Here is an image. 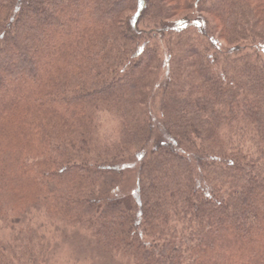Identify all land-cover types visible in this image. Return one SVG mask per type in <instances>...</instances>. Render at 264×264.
Instances as JSON below:
<instances>
[{"label": "trees", "instance_id": "16d2710c", "mask_svg": "<svg viewBox=\"0 0 264 264\" xmlns=\"http://www.w3.org/2000/svg\"><path fill=\"white\" fill-rule=\"evenodd\" d=\"M0 264H264V0H0Z\"/></svg>", "mask_w": 264, "mask_h": 264}, {"label": "rangeland", "instance_id": "374dc122", "mask_svg": "<svg viewBox=\"0 0 264 264\" xmlns=\"http://www.w3.org/2000/svg\"><path fill=\"white\" fill-rule=\"evenodd\" d=\"M158 101H154L153 105H152V110H153V113L155 114V116L157 117L158 116ZM158 119V117H157ZM109 127L111 128V124L110 122L107 121L106 124H102V128H103V132H109L111 135H112V132L111 130L109 129ZM50 225V224H49ZM61 253H66V249L65 248H61L60 250Z\"/></svg>", "mask_w": 264, "mask_h": 264}]
</instances>
